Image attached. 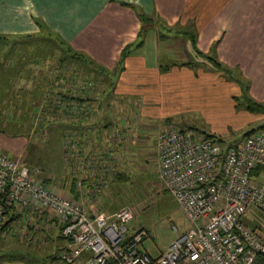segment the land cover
<instances>
[{
  "label": "crops",
  "instance_id": "0c3cea01",
  "mask_svg": "<svg viewBox=\"0 0 264 264\" xmlns=\"http://www.w3.org/2000/svg\"><path fill=\"white\" fill-rule=\"evenodd\" d=\"M139 13L149 24L142 44L125 57L112 92V97L126 98L124 103L137 102L135 124L127 126L122 119L118 125L109 119L105 122L114 114L108 109L100 112L97 101L90 102L94 98L83 102L71 119L58 123L55 140L47 141L59 154L54 163L60 172L56 180L49 170L52 163L47 161L46 166L43 153L38 152L44 141L31 156L28 150L17 149L20 143L27 145L22 139L14 141L22 136L0 133L1 151L12 157L26 153L22 163L38 166L37 179L58 194L82 201L90 215H110L118 208L106 205L105 188L112 179L104 176L100 185L96 178L104 175L99 168L102 157L119 172L125 159L137 162L143 154L140 148L150 138L156 154V135L163 121L169 125L174 116L198 108H205L221 121L225 115L243 110L246 117L236 124L241 130L263 115L237 107L234 100L236 95L240 97L241 88L236 80L217 71L201 55H210L229 68L247 85L248 96L264 104V0H0V36L14 39L37 34L41 31L38 20L73 49L113 71L122 48L139 40ZM185 32L195 36V47ZM180 62L192 65L181 66ZM171 63L176 65L161 70V65ZM127 113L120 110L115 117ZM23 214L26 218L22 223H52L55 227L48 226L59 231L57 220L45 211L30 207ZM245 220L253 223L248 217ZM11 224L17 232V223H7L0 226L2 233ZM48 226L44 225L45 229Z\"/></svg>",
  "mask_w": 264,
  "mask_h": 264
},
{
  "label": "built area",
  "instance_id": "2783aa9c",
  "mask_svg": "<svg viewBox=\"0 0 264 264\" xmlns=\"http://www.w3.org/2000/svg\"><path fill=\"white\" fill-rule=\"evenodd\" d=\"M155 149L158 177L190 223L157 257L140 249L145 228L128 230L129 207L90 215L1 150L0 226L24 222L30 207L49 213L65 241L59 264H254L264 256V128L224 147L216 136L170 124L157 132Z\"/></svg>",
  "mask_w": 264,
  "mask_h": 264
},
{
  "label": "rangeland",
  "instance_id": "374dc122",
  "mask_svg": "<svg viewBox=\"0 0 264 264\" xmlns=\"http://www.w3.org/2000/svg\"><path fill=\"white\" fill-rule=\"evenodd\" d=\"M162 25L163 24L161 23V26ZM11 40H15V38ZM5 46H8V44H5ZM10 62L6 61V64L8 63L9 66L11 64ZM54 63L55 61L53 59H49L46 61H42V63L38 67H35L33 69H54ZM63 67L66 68L65 66ZM25 72L26 75L30 74V72ZM69 72H73L75 74V87L71 88L73 85L70 86L66 81L60 80L59 86L62 88L63 92H66L67 89H70L74 94H78L80 92V95L84 100L88 99L86 96H88L89 98H96L100 96V100H96L94 98V101L90 102L93 103L97 101L96 103L99 106V108H97L100 109V112L104 111L105 113H107V111L109 110V112L114 114L111 118H105V122H107L109 119V122L111 121L112 124L118 125L120 124L118 123V121L122 119V121L125 123L127 121V126L136 123L133 122V119L137 118L136 113L133 110L137 107V102L130 101L127 103L126 101L124 103L126 98L121 99L112 97V92L104 94V91L107 88V82L101 77L100 73H85L78 67L75 69L70 67ZM112 72L113 71H111V73ZM86 75L87 77H90V81L88 82H90L91 84H89V86L84 81V76ZM15 82L17 85H24V81L20 79L16 80ZM54 89H56V87H54ZM236 96L239 98V95ZM101 99L103 101H101ZM129 99L134 100L133 98ZM59 101L60 97L56 94V90L48 92L45 91V93L41 96V102L35 105V110H37L36 116L38 115L37 117H39L41 113V118H46L55 123L63 122L61 120L65 119H71L73 112H77L78 106L75 102H65L66 106L72 105V107H75L74 110L66 112L63 110L64 105ZM234 101L235 104L238 105L240 104L239 101L241 100ZM111 103L113 104L111 105ZM118 108L119 110H117ZM198 109L199 110L190 111L189 113H181V115L174 116L173 118H171V124L187 129H190L187 127V125H191L197 129L192 130L196 133L206 132L215 134V136L217 137H220V134H225L224 137H220L224 140V143H222L223 146H227L231 143L240 141L243 138V133L258 127L261 124H264V113H259L263 114L260 117L259 121L252 122L245 128L240 130L238 129L236 124L238 122V119H243V117H246L244 116L243 110L240 109L241 111H238V113L240 112L239 114L235 113L234 115H225L224 118L226 119H223L221 121L220 119L210 115V113L205 112V108L203 110L201 108ZM120 110L128 112L127 116L125 114H121L115 117V113ZM4 113L9 114V112L7 113V111H5ZM8 118L10 119V121H13L15 123L20 122L17 119L14 120L13 116H8ZM251 120L254 119L252 118ZM251 120H249V122H251ZM243 122H246V120H243ZM16 125L21 126V128H23L22 132L24 134L26 133V135H22L23 133L21 135L18 134L22 137L14 141L20 142L22 139L27 144L25 146V144L20 143L17 149L21 147V150H24L25 152H27L28 150V155L33 156V154H31V151H37L38 145L41 143V140L44 141V146L40 148V150L38 149V152L43 153L42 155H44L45 158V165L47 164V161L48 164L50 162L52 163V166L49 165V167H52L53 169L49 170H51L50 173L53 177H55L56 180L60 176V172L58 171V169L56 170V166L54 163L57 155L59 154L56 151V148L54 150L50 148V142L47 145V141H49L50 139L55 140V137L57 136L56 134L58 133V124L55 126V131H53V133L49 131L45 135L39 132L37 134L35 133V129L37 127L36 119L32 121V127L30 129L27 128V124L23 127L21 123H16ZM51 125H53V123ZM164 125L165 123L163 121L160 129L167 126ZM6 135L14 137L12 135ZM113 136H115L117 139L119 137L120 139L119 135ZM151 140L152 139L150 138V141H148V143H146L143 148H140L143 154L140 158H137V162L134 161L135 159L131 161H127L125 159V161L121 163L120 167L118 165V167L121 169L120 172H117L113 168L115 165L112 166L108 165L107 163H101L99 168L102 169L101 172H104V175L100 174L96 178L98 179V183L100 185L104 181V176H107L108 179H112V182H107V186L105 188L106 197L110 199V201L109 199L106 200V205H109L110 207L118 206V208L127 206L132 210L133 218L126 223L128 230L133 231L140 227L145 228L148 231L149 236L142 241L140 249L152 257H157L162 251L166 250L177 237L181 236L190 227V223L188 222L187 218L185 217L183 211L181 210L175 199L167 190H165L158 177L156 164L157 158L156 154H153ZM107 151H110V149ZM24 154L26 155V153ZM23 155L18 154L16 155V157L19 160L24 161ZM32 167L40 170L38 166ZM120 173H122L125 180H116V174ZM42 224L17 223V232H13L15 230V227L12 226L8 228L5 234L2 233L0 228V264H59L58 255L60 254L65 241L59 236L58 228H52L55 227L52 223ZM48 224H52L53 226L49 227ZM44 225H47L48 228L45 229Z\"/></svg>",
  "mask_w": 264,
  "mask_h": 264
},
{
  "label": "trees",
  "instance_id": "16d2710c",
  "mask_svg": "<svg viewBox=\"0 0 264 264\" xmlns=\"http://www.w3.org/2000/svg\"><path fill=\"white\" fill-rule=\"evenodd\" d=\"M138 16L142 21V25L138 33L139 40L122 48L118 56L117 67L112 73L104 67L96 64V62L86 53L73 49L68 43L64 42L58 36L47 31L46 27L38 20L37 22L41 28V31L37 34L15 37V40H11L9 37L0 36V133H6L12 136L18 134L21 135L23 133V128L16 125V123H21L22 127L27 124V128L30 129L32 127V121L35 119L37 124L35 129L36 134L39 132L45 135L49 131L53 133V131H55V126L59 122L55 123L46 118H41V113L39 117H37L38 115L36 116L37 110H35V105L41 102V96L45 93V91L48 92L56 90V94L60 97L59 102L64 105V111L72 109V105H70V107L66 106L65 102H75L78 107H81L83 102H88L92 97L89 98L86 96L88 99L84 100L83 97H81L80 92H77L78 94H74L70 89H67L66 92H63L62 88L59 86V81L63 80L66 81L70 86L73 85L71 88L75 87V74L73 72H69L70 67L74 69L78 67L85 73H100L101 77L107 82V88L104 91V94L113 92L115 82L119 77V73L123 70V62L125 57L132 51L133 48H136L142 44V34L145 31L146 25L149 24V19L145 15L139 13ZM177 32H179V30H177ZM185 33L186 36L189 37L192 46L195 47V36L188 32ZM5 44H8V46H5ZM197 53L200 54L198 51ZM201 56H203L205 60L217 71L222 72L231 80H236L237 84L241 88L240 97H235V100L241 101H239L240 104L236 106L243 105L244 108L250 112L264 113V104L256 102L248 96L246 91L247 85L237 78L238 76L233 74L229 68L224 67L214 57L210 55ZM49 59H53L55 61L54 69H33L38 67L42 61ZM6 61H9L11 64L8 66ZM171 65H176V63L161 65L160 68L162 71H167ZM178 65H192V62H180ZM25 71L28 73L30 72V74L26 75ZM87 75L84 76V81L89 86V84H91L88 82L90 81V77H87ZM17 78L24 81V85H17L15 82L18 80ZM54 87H56V89H54ZM96 98L100 100L101 97ZM101 101L103 100L101 99ZM5 111H7V113L9 112V114L4 113ZM8 116H13L14 120L17 119L20 122L15 123L10 121ZM52 123L53 125H51ZM187 127L191 130H197L191 125H187ZM261 128H264V124L246 131L243 133L242 137H245L246 135ZM202 133L205 135L215 136V134L206 132ZM22 135H26V133H23ZM217 138L221 143H224L222 138ZM223 156L224 151H222L221 160H223ZM118 175L121 176L118 177ZM115 177L118 180H125L122 174H117ZM245 222L251 228L255 227V223H249L246 220ZM59 236L61 237L60 230ZM254 264H264V256L258 254Z\"/></svg>",
  "mask_w": 264,
  "mask_h": 264
}]
</instances>
